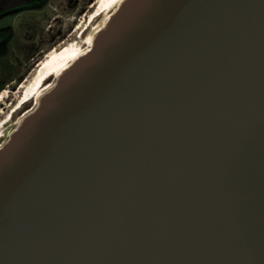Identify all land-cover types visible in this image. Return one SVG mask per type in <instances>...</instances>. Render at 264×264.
<instances>
[{"label": "water", "instance_id": "95a60500", "mask_svg": "<svg viewBox=\"0 0 264 264\" xmlns=\"http://www.w3.org/2000/svg\"><path fill=\"white\" fill-rule=\"evenodd\" d=\"M0 153V264H264V0H132Z\"/></svg>", "mask_w": 264, "mask_h": 264}, {"label": "rangeland", "instance_id": "374dc122", "mask_svg": "<svg viewBox=\"0 0 264 264\" xmlns=\"http://www.w3.org/2000/svg\"><path fill=\"white\" fill-rule=\"evenodd\" d=\"M98 1L46 0L0 14V153L10 145L17 131L25 127L22 121L33 118L63 80L50 78L48 95L41 101L33 99L25 103L10 119L8 114L23 97L21 86L28 84L38 66L46 62L49 52L59 51L73 41L87 45L101 21L100 18L94 21L83 32ZM76 68L77 65L72 71ZM6 116L9 121L2 125Z\"/></svg>", "mask_w": 264, "mask_h": 264}, {"label": "bare ground", "instance_id": "6f19581e", "mask_svg": "<svg viewBox=\"0 0 264 264\" xmlns=\"http://www.w3.org/2000/svg\"><path fill=\"white\" fill-rule=\"evenodd\" d=\"M131 1L132 0H99L97 9L90 16L84 27L85 31L94 21L99 18L101 19L89 36L86 42L87 45L81 46L78 41H73L59 51L54 50L49 52L46 57V62L38 66L32 79L28 81V84L26 86H21L24 91L21 102L24 100V102H27L33 99L37 101L43 100L50 90H47V81L50 78L56 77L60 81L66 79L77 62L85 60L90 56L97 41L105 36L114 19L118 16L119 11ZM15 112H17V110L14 111L11 116ZM26 120L27 119L23 120L22 124L26 123ZM5 123L7 122H2V125Z\"/></svg>", "mask_w": 264, "mask_h": 264}, {"label": "trees", "instance_id": "16d2710c", "mask_svg": "<svg viewBox=\"0 0 264 264\" xmlns=\"http://www.w3.org/2000/svg\"><path fill=\"white\" fill-rule=\"evenodd\" d=\"M37 2L45 3L46 0H0V14L10 9L29 6Z\"/></svg>", "mask_w": 264, "mask_h": 264}, {"label": "flooded vegetation", "instance_id": "af4514ba", "mask_svg": "<svg viewBox=\"0 0 264 264\" xmlns=\"http://www.w3.org/2000/svg\"><path fill=\"white\" fill-rule=\"evenodd\" d=\"M37 3H40V2H37ZM97 3H98V2H97ZM92 6H93V5H92ZM92 6H91V7H92ZM96 9H97V6L95 7V10H96ZM95 10H94V11H95ZM83 31H84V29H83ZM0 99H1V98H0ZM24 101H25V100H24ZM24 101H22V102L20 101V102L18 103V105H17L13 110L10 111V113L8 114V115H10V119L12 118L11 114H12L14 111H16V110L18 111V110H19V109H20L25 103L29 102V101H27V102H24ZM23 102H24V103H23ZM8 121H9V120H8ZM8 121H7V116H6V119H5L3 122H8Z\"/></svg>", "mask_w": 264, "mask_h": 264}]
</instances>
